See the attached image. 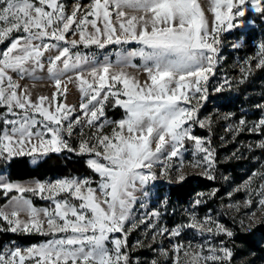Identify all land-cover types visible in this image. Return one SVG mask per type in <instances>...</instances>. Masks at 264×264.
<instances>
[{"label": "snow or ice", "instance_id": "6c2138e0", "mask_svg": "<svg viewBox=\"0 0 264 264\" xmlns=\"http://www.w3.org/2000/svg\"><path fill=\"white\" fill-rule=\"evenodd\" d=\"M211 5L216 23L209 31L198 0H94L90 6L91 10L84 13L79 21L76 20L77 12L80 11L78 4L70 15H66L63 5L58 4L57 0H0V42L13 31L28 34L26 37H17L7 50L0 54V105L7 106L8 112L12 115L20 116V119L4 120L5 127L0 131V158L7 161L13 156L24 155L26 150L31 153L38 150L59 152L63 148H68L60 132L66 131L70 136L73 125L80 123L77 117L68 123L66 129L61 128L62 119H68V116L60 114L62 111L71 110L65 105L57 104L55 94L51 98L40 96L38 103L32 102L27 90L23 97L18 96L17 89L20 86L13 81L8 72H17L23 77V74L29 71L24 67L29 61H32L36 68L43 70L41 58L44 52L58 47L47 43L33 44L34 40L43 41L47 37L55 41H66L65 34L70 31L73 23H76L79 29L80 42L86 44H97L103 48L105 43L118 44L122 40L124 42L135 40L149 50L141 49L129 55H139L143 58L144 70L151 81L150 84L145 81L141 85L135 77H130L123 71L110 75L114 83H123L125 89L123 95L127 99L117 98L116 104L125 109L126 116L112 122L116 127L113 128L111 136L94 135L95 144L89 146L87 141H82L79 149L81 153L95 151L97 157H102L107 162L101 163L95 159L88 162L90 167L104 178L99 186L101 191L99 197L91 187L87 188L86 196L81 194L82 187L89 184L87 179L57 180L47 186L40 183L35 189L0 180V187L9 192L15 189L20 193L37 190L43 193L47 187L50 193L68 192L81 201L78 207L68 200L57 201L55 212H52L48 209L38 210L32 206L31 201L23 199L22 196L14 197L15 204L11 212L0 209V217L11 226L9 231L66 235L29 247L23 253L19 247L8 250L6 254H0V264H25L26 259L33 260V264H129L128 255L121 252V248L126 246V234L124 240L119 238L110 240L109 234L124 231V223L129 218L131 202L134 199L129 189L134 188L137 181L144 185L149 179L157 178L151 169L153 163L159 160L157 154L161 153L165 144L171 146V152L167 157L171 159L178 155L185 138L193 139L197 148L206 153L204 161L211 165L209 158L212 157V152L202 147L201 141L190 136V130L183 127L188 120L195 117L198 109L180 106L179 101H189L188 92L181 89L194 87L195 93L206 94L207 88L201 86V81H206V73L213 71L218 53L216 45L219 44L217 33L221 24L227 21L226 27L233 28L235 25L232 21L237 17H243L249 10L246 5H250L252 11L264 14V0H211ZM125 8H132L143 15L128 16ZM113 12L121 35L116 34L117 26L112 23ZM89 16L95 18L89 21ZM98 19L104 22L103 31L97 26ZM86 24H91L93 34L86 33L81 27ZM72 31L75 34L76 30ZM77 43V40L70 41L73 47ZM259 48L261 53H264V43H261ZM71 60L68 47L59 49V54L49 59L48 71L55 79L58 90L61 87V71L58 70L57 62L62 61L63 71H66L70 67H76V64H70ZM259 65H264V58L260 59ZM111 67L110 64H105L102 68H92L91 83L82 73L78 74L81 91L86 96L89 89L94 93L87 103L81 104V108L85 110L84 115L90 116L87 120L90 126L98 119V113L100 116L104 114L103 101H107L108 96L101 97L100 93L107 83L106 77ZM190 77L195 79L189 82L186 78ZM97 78L99 87L94 88ZM110 94L118 95L117 92ZM205 98L206 95L199 97ZM45 101H49L47 106ZM93 101L99 106L89 109ZM14 107L23 110V113L14 112ZM30 111L41 114L45 119L36 120L34 116L29 115ZM106 123L109 121L105 120L98 126L101 132ZM243 123L241 120V124ZM37 124L42 130L33 131ZM8 125L11 127H7ZM259 125H264V119L259 121ZM48 133L51 134V138L45 140L44 136ZM33 138L38 141V145L32 143ZM114 140L116 143H113ZM97 146L102 148V151H96ZM142 168L149 169V173L145 175L139 172L138 170ZM209 178L214 179L212 176ZM179 179L183 180L184 176L180 175ZM260 204L264 205V199ZM21 211L28 213V220L19 218ZM41 213L44 219H41ZM69 213L73 219L69 218ZM192 226L195 227L196 224ZM220 227L222 229V226ZM225 231L228 236L232 235L231 231ZM173 234L178 235L179 232ZM108 243L114 244V248L109 249ZM181 247L176 246V251L179 252ZM222 251L225 256L231 257L232 253L228 249ZM188 255L189 253L185 252V256ZM199 256L200 253H195L192 257L193 262L198 260ZM205 259L218 257L209 256Z\"/></svg>", "mask_w": 264, "mask_h": 264}, {"label": "rangeland", "instance_id": "374dc122", "mask_svg": "<svg viewBox=\"0 0 264 264\" xmlns=\"http://www.w3.org/2000/svg\"><path fill=\"white\" fill-rule=\"evenodd\" d=\"M57 3L63 5L66 15H70L77 4L80 5V11L76 16V20L79 21L84 13L91 10L90 6L94 0H57ZM198 3L201 5L208 29L211 31L216 23L211 0H198ZM246 7L249 10L245 15L232 21L235 25L233 28L226 27L227 21L220 26L217 33L219 44L216 45L218 53L215 57L213 71L206 73V81H201V86L207 88L206 94L195 93L194 87L181 89V91L188 92L189 101H179L180 106L198 109L195 117L188 120L183 127L190 130V136L201 141L202 147L208 148L212 152V157L209 158L211 165L209 166V163L204 161L206 153L197 148L196 141L193 139L185 138L178 155L171 159L167 158L171 152V146L165 144L161 153L157 154L159 160L153 163L151 169L156 173L157 178L149 179L144 185L137 181L135 187L129 189L134 199L131 202L129 218L124 223V231L109 234L110 240L114 238L124 240L126 234V246L121 248V252L128 255L129 264H153V261L155 264H264V236L259 230V227L264 225V205L260 204V201L264 199V188H262L264 186V125H259V121L264 119V65H259L260 59L264 58V53H261L259 48V45L264 43V14L252 11L250 5H246ZM46 10L50 9L46 8ZM124 11L128 16L143 15L142 12L132 8H125ZM94 18L89 16L88 20ZM103 23L102 19L97 20V26L102 31ZM112 23L117 26L116 34L121 35L115 12L112 15ZM81 27L88 34L94 33L91 24ZM72 30H76L75 34ZM27 35L23 31L11 32L0 42V54L6 51L17 37H26ZM65 35L66 41H55L47 37L43 41H33V44L47 43L58 46L44 52L41 58L44 65L43 70L36 68L32 61H29L24 65L29 71H26L23 77L12 71H9L8 75L12 76L13 81L20 86L17 89L18 96L23 97L27 90L33 103H38L40 96L51 98L55 94V102L65 105L67 109L71 110L69 112L62 111L60 114L68 116V119H62V129H66L68 123L77 117L80 119L79 124L73 125L70 136L66 131L60 132L63 140L67 142L68 148H63L58 153L82 154L86 156L88 162L95 159L98 162L107 163L102 157H97L95 151L81 153L80 143L87 141L91 146L96 143L93 139L94 135L107 134L111 136L113 128L116 127L112 122H117L126 116L125 109L116 104L117 98L127 99L123 95L125 89L122 82L111 81L112 73L123 71L130 77H135L141 85L145 81L151 83L144 70L143 58L139 55H129L132 52H139L141 49L145 51L149 49L135 40L127 42L122 40L118 44L105 43L103 48L97 44L80 42L76 23L72 24L70 31ZM101 39L103 42V37ZM71 40L78 41L75 47L71 46ZM81 45L83 48H79ZM63 47L69 48V56L72 57L70 64H76V67H70L63 71L62 61L57 62L58 70L61 71V87L58 90L55 86V79L48 71L49 59L58 55L59 49ZM105 64H110L112 67L100 96L107 95L108 99L103 101V116L98 113V119L90 126L87 123L90 116L84 115L85 110L81 108V104L87 103L94 93L89 89V94L86 96L79 87L80 82L77 77L82 73L84 78L91 83L93 82V77L90 75L91 69L102 68ZM32 69L35 71L33 72ZM186 79L191 82L195 78ZM6 83L5 81V88ZM93 87H99L98 78ZM111 92H117L118 95L113 96L110 94ZM201 95H206V98L199 99ZM48 103L49 101H45V106ZM94 106H99L96 101L89 105V109ZM13 111L19 114L23 113V110L15 107ZM115 111H123L124 115L121 118H116ZM29 115L34 116L38 121L45 119L39 113L30 111ZM5 119H20V116L12 115L8 112L7 106L0 105V125L3 128ZM105 120L109 123L104 124L101 132L98 126ZM241 120L244 121L243 124H241ZM196 121H200V123ZM7 127L10 128L11 125ZM39 130L42 128L37 124L33 131ZM50 138V133L44 136L45 140ZM32 143L38 145L35 138ZM113 143L116 141L114 140ZM152 147L155 148V143L152 144ZM96 151H102V148L97 146ZM53 152L56 151L38 150L31 153L26 150L25 154L30 155L32 163L36 164ZM138 171L147 175L150 170L142 168ZM180 175L184 176L183 180L179 179ZM196 175L208 179H210L209 176L214 177L211 179L214 181L213 185L198 190L186 201L171 198L168 191L170 184L182 183ZM65 179L80 181L87 179L89 184L82 187L81 194L86 196L87 188L91 187L95 189L97 197L101 195L99 186L104 178L99 173L96 177L74 174L21 180L12 179L7 166L0 168V180L25 188L35 189L40 183L47 186L57 180ZM0 189L6 191L2 187ZM16 192L0 206V209L11 212L15 204L13 198L21 196L23 199L31 201L32 206L38 210L48 209L52 212H55L57 201L68 200L69 203L77 207L81 203L78 198L68 192L57 194L56 191H53L50 193L47 191V187L43 193L38 190L32 191L39 201H43V204H37L33 197L26 196L24 193L28 191ZM88 214L90 215V210ZM19 218L28 220L29 215L27 212L21 211ZM69 218L73 219L71 213H69ZM41 219H44L43 213H41ZM58 222L62 223L59 220ZM194 223L195 227L192 226ZM0 227H4L2 217ZM45 230H47V225H45ZM225 230L231 231L232 235L228 236ZM176 231L179 232L178 235L173 234ZM47 235L50 236L47 240L34 243L8 242L0 254H6L8 250L16 247H19L23 253L29 247L38 246L54 238H62L66 234ZM248 237L252 239V242H245ZM107 246L109 249L114 248L112 243H108ZM176 246H182L179 252L176 251ZM225 248L232 253L231 257L224 255L222 249ZM185 252H188L189 255L185 256ZM195 253H200V256L193 262L192 257ZM209 256L218 257V259H205ZM25 264H33V260L26 259Z\"/></svg>", "mask_w": 264, "mask_h": 264}, {"label": "trees", "instance_id": "16d2710c", "mask_svg": "<svg viewBox=\"0 0 264 264\" xmlns=\"http://www.w3.org/2000/svg\"><path fill=\"white\" fill-rule=\"evenodd\" d=\"M79 48H83L82 45ZM89 48V47H85ZM124 115L123 111H115V117L121 118ZM3 126L0 125V131ZM7 166L9 175L12 179H43L51 175H74L83 174L96 177V171L90 167L88 159L85 155H68L64 153L53 152L46 155L41 161L34 164L31 161L30 155L24 154L13 156L9 160L0 159V168ZM214 181L201 175L190 177L179 184H170L168 187L171 198L186 201L190 196L202 188H208L213 185ZM16 191H5L0 189V206L7 202ZM26 196L33 197L37 204H43L39 201L34 192H25ZM47 204V203H46ZM1 219V217H0ZM4 227H0V251L8 242L18 241L22 243H34L50 238L49 235L39 233L11 232L8 229L11 227L6 220L3 219ZM261 234L264 236V225L259 227ZM245 242H252L251 238H246Z\"/></svg>", "mask_w": 264, "mask_h": 264}]
</instances>
